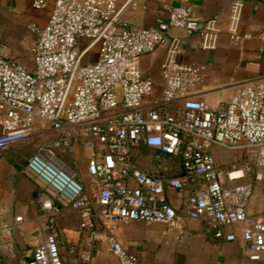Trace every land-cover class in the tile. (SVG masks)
I'll use <instances>...</instances> for the list:
<instances>
[{
	"label": "built area",
	"instance_id": "obj_1",
	"mask_svg": "<svg viewBox=\"0 0 264 264\" xmlns=\"http://www.w3.org/2000/svg\"><path fill=\"white\" fill-rule=\"evenodd\" d=\"M33 9L49 5L46 20L30 22L34 33L31 67L6 56L0 47V154L35 134H51L26 158L23 171L37 186L36 198L47 211L48 231L17 264H65L58 251L54 216L61 207L76 210L83 230L79 264H86L93 240H105L117 264H139L111 232L130 220L161 222L180 228L185 218L204 216L213 235L233 239L221 226L244 223L240 236L249 259L264 253V212L248 220L244 208L248 184H229L209 151L211 145L237 150L239 166L223 171L232 181L245 174L261 177L264 168V76L240 83L216 106L193 96L199 67L178 62V28L199 35V46L217 42L215 16L197 20L185 5H170L152 26L121 18L117 0H25ZM242 2L228 5L227 32L246 37L237 26ZM264 40V31L259 35ZM165 43L159 72V97L146 101L152 82L141 77L138 57ZM175 103V105H173ZM87 150L88 188L74 158V143ZM143 144L178 156L182 171L161 177L130 157ZM185 210L167 201L164 186L192 185ZM20 215L15 219L19 220Z\"/></svg>",
	"mask_w": 264,
	"mask_h": 264
},
{
	"label": "crops",
	"instance_id": "obj_2",
	"mask_svg": "<svg viewBox=\"0 0 264 264\" xmlns=\"http://www.w3.org/2000/svg\"><path fill=\"white\" fill-rule=\"evenodd\" d=\"M231 1L130 0L122 7L120 16L135 26H152L157 17L166 16L168 6L177 4L188 6L191 17L200 21L215 16L218 32L216 45L212 49H202L199 46V35L196 32L188 33L173 28L171 33L180 39L175 59L199 67L201 80L195 86L193 96L216 106L225 101L240 83L264 76V40L259 38L264 31V0H240L242 5L237 31L246 33L247 36L239 39H231L227 32L228 5ZM123 2L124 0H117L118 5ZM48 9L49 5L42 9L31 7L33 22L42 24L46 20ZM164 51L165 43H159L151 51L141 53L138 57L140 76L148 77L152 82L151 92L146 98L148 102L157 99L161 93L159 67ZM8 54L9 57L21 60L15 51ZM20 62L23 63L22 60ZM209 151L225 182L250 186L244 203L248 220L263 213L264 168L259 169L261 177L258 179L245 174L227 181L223 171L231 166L230 151L237 150L228 149V154L224 155L211 146ZM86 152L82 141L76 139L75 163L87 189L90 177L86 172ZM144 156L140 150L136 160L134 159L135 163L151 174L171 177L181 173L179 160L175 156L157 153ZM16 165L12 155L0 154V264H17L31 252L34 245L42 241L48 231L47 211L41 208L36 198L37 186L24 173L23 167ZM201 185L202 179L195 176L192 185L181 189L165 185L164 193L175 210L183 212L191 187ZM16 215L21 218L16 220ZM243 224L221 226L222 233L234 232L233 239L214 236V229L207 224L204 216L185 218L180 228L161 222L130 220L119 224L111 232L127 251L136 256L139 264H264V253L259 259H249L246 256L245 243L240 236ZM54 231L58 238L59 255L64 263L79 264L83 230L77 211L69 206L61 207L54 216ZM88 250L90 257L86 264H117L109 243L105 240H93Z\"/></svg>",
	"mask_w": 264,
	"mask_h": 264
},
{
	"label": "rangeland",
	"instance_id": "obj_3",
	"mask_svg": "<svg viewBox=\"0 0 264 264\" xmlns=\"http://www.w3.org/2000/svg\"><path fill=\"white\" fill-rule=\"evenodd\" d=\"M31 7L25 0H0V47L1 52L9 56V52L15 51L19 54L23 64L26 67L31 66L30 47L34 40V33L29 28V23L32 22ZM6 51V52H3ZM20 60V61H21ZM51 138V134H35L32 137L20 142L15 146L6 148L1 155L10 154L14 157L16 166H22L26 158L34 151L35 147ZM138 145L131 150L132 157L136 160V155L142 151L143 157L145 154H155L156 150L153 147ZM222 151L224 155L228 154V149L211 145ZM210 146V147H211ZM141 148V149H140ZM231 149H229L230 151ZM227 151V152H226ZM231 164L239 166L243 162V155L237 151H230ZM218 159V158H217ZM229 166V165H228Z\"/></svg>",
	"mask_w": 264,
	"mask_h": 264
},
{
	"label": "trees",
	"instance_id": "obj_4",
	"mask_svg": "<svg viewBox=\"0 0 264 264\" xmlns=\"http://www.w3.org/2000/svg\"><path fill=\"white\" fill-rule=\"evenodd\" d=\"M142 145H143V144H142ZM144 146H145V145H144ZM134 147H135V146H134ZM134 147H132L131 150H132ZM146 147H148V146H146ZM131 150H130V157H131V160H133V161L135 162L134 158L132 157ZM155 150H156L155 153L161 155V153H159L158 149L155 148ZM166 155H169V154H166ZM172 156H173V155H172ZM175 157H177L178 160H179V157H178V156H175ZM179 163H180V160H179ZM180 167H181V164H180ZM181 171H182V168H181Z\"/></svg>",
	"mask_w": 264,
	"mask_h": 264
}]
</instances>
